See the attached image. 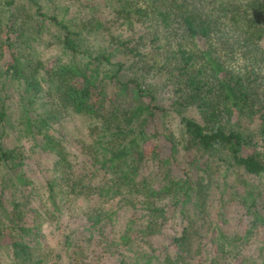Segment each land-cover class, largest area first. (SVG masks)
<instances>
[{"label": "trees", "instance_id": "1", "mask_svg": "<svg viewBox=\"0 0 264 264\" xmlns=\"http://www.w3.org/2000/svg\"><path fill=\"white\" fill-rule=\"evenodd\" d=\"M43 30L47 60L30 53ZM10 80L27 147L3 142ZM68 109L88 117L77 151ZM0 214L10 264L89 243L81 264H264V0H0Z\"/></svg>", "mask_w": 264, "mask_h": 264}, {"label": "rangeland", "instance_id": "2", "mask_svg": "<svg viewBox=\"0 0 264 264\" xmlns=\"http://www.w3.org/2000/svg\"><path fill=\"white\" fill-rule=\"evenodd\" d=\"M62 1V0H57ZM101 4H98L101 6ZM105 7H107L105 5ZM71 14V9L68 10L67 15ZM29 24H32V22H29ZM31 26V25H29ZM54 35V36H53ZM101 37V35H96L95 37H92V41L96 42ZM34 42H31L30 46V53L34 58H39L41 60H47L51 58L52 56H55L60 52V45L58 44L56 35L54 33L47 32L45 30L40 31L39 33L34 35ZM219 40L221 41L220 45L226 44V39L222 35H216L215 41L217 44H219ZM229 41V40H227ZM226 48V47H223ZM228 64L231 68L234 69H240L241 62L237 55H232L230 57H227ZM4 90H2V93L6 94V111H7V121L11 127H8L5 133V137L3 138V142L5 144H10L11 142L16 143L17 141H20L22 144L25 145V147L29 144V138L27 136H23L20 132L19 124H17L18 118H20L21 114V104L19 101V98H17V91L20 90V85H18L15 81L10 80L7 83L4 84ZM87 120L88 117L84 114L76 113L71 110H65L64 114L60 117L58 120L56 127L60 130V132H63V136L68 143V145L72 148H74L75 151H77L76 146H79V142H82L83 144L88 141V130H87ZM20 121V120H19ZM43 159H46V154L40 155ZM40 157H38L39 160ZM79 158V156H78ZM33 163L34 160H31ZM32 163V164H33ZM27 172L31 175V177L34 179L35 176V166H33L31 169L28 168ZM255 182V181H254ZM257 182V180H256ZM36 190H38V186L36 187ZM39 191V190H38ZM1 215V214H0ZM2 216V215H1ZM69 218V224L70 227L68 230L74 228V230L79 229V225L76 224V222L73 220V213L70 214ZM80 221V218L78 219ZM0 222H3V218ZM81 222V221H80ZM223 225V224H222ZM53 225L51 223L43 224V227L41 229L42 235L47 242L48 246L52 249L50 251L51 257L55 256L57 253H62V246H61V239H62V232L60 229L59 231H53L51 228ZM62 228V226H60ZM234 231V229L231 227H227L229 229ZM229 230V231H230ZM105 237L109 240L111 239V231H109V227H105ZM6 234V235H5ZM9 237L8 230L4 229L1 232L0 235V264H10V259L7 257V253L5 252L6 243L5 241L9 240L7 239ZM97 247H94L92 243L87 244V248H85L84 253L85 257L81 254V256H77V259L73 256V250L72 248H69V255L70 260L72 262L68 264H81L82 261L88 260L91 262L95 261L96 255L99 254L100 251H102V246L100 244H96ZM100 250V251H99ZM101 259H104L101 256ZM111 261H114L113 258H111ZM104 263H108L106 260H103ZM47 264H63L59 261H56L55 263L48 262Z\"/></svg>", "mask_w": 264, "mask_h": 264}]
</instances>
